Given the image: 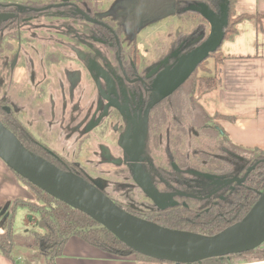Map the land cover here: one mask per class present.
<instances>
[{
    "label": "flooded vegetation",
    "instance_id": "af4514ba",
    "mask_svg": "<svg viewBox=\"0 0 264 264\" xmlns=\"http://www.w3.org/2000/svg\"><path fill=\"white\" fill-rule=\"evenodd\" d=\"M200 1L162 0L151 7L148 0H0V49L19 45L16 38L27 27L34 26L37 17H52L57 23L55 32L61 31L66 37L61 45L74 46L77 58L73 59L100 78L101 85L95 89L100 115L93 130L99 129L108 116L115 117L118 164L126 169L133 185L128 193L134 196L124 190L117 200L108 194L102 181L93 182L114 204L135 217L175 209L176 216L196 225V234L213 236L219 228L237 223L235 220L240 213L236 211H243V195L250 191L246 179L256 163L248 164L249 156L245 151L236 153V145L225 137L219 123H210L209 127L221 128L225 136H204L187 120L184 105L170 104L173 97L181 96L180 88L201 63L171 95L150 106L154 101L152 83L156 75L173 67L183 55L199 46L207 38L209 28L204 35L198 22L201 27H196L194 36L190 33L191 37H182L179 30L172 38L167 34L165 39H169V43L160 46L154 41L145 46L140 39L143 31L170 18L181 21L187 13L192 14L195 21L206 22L193 11ZM14 65H10V72ZM63 95L61 91L60 96ZM0 109L17 120L54 160L62 161L68 171L93 183L83 171L66 165L61 153L42 144L7 106L0 105ZM61 143L71 146L68 141ZM57 149L62 150V146ZM103 155L109 156L108 152ZM134 172H141L157 195L144 192L134 182ZM138 193L144 200L135 206Z\"/></svg>",
    "mask_w": 264,
    "mask_h": 264
},
{
    "label": "rangeland",
    "instance_id": "374dc122",
    "mask_svg": "<svg viewBox=\"0 0 264 264\" xmlns=\"http://www.w3.org/2000/svg\"><path fill=\"white\" fill-rule=\"evenodd\" d=\"M41 17V19L37 17L33 22L34 26L27 27V30L22 31L16 38L19 45L12 44L13 47L9 49L6 47L0 49V105L7 106L24 126H28L31 131L34 130L42 144L61 153L66 165L83 171L92 182L102 181L108 194L120 200V191L126 190L128 193L129 189L132 190L130 188L132 182L126 169L118 164L120 153L117 147L115 117L108 116L100 123L99 129L93 130V125L100 115V102L95 90L99 87L97 85H101L100 78L73 59L77 58L74 46L68 44L67 48L61 45L66 37L62 36L61 31L55 32L54 26L57 23L52 17ZM193 18L192 14L187 13L181 21H177L176 18L167 19V22L143 31L140 39L145 46L151 44V41L156 42L158 46L166 45L169 43V39H165L167 34L172 38L175 32L180 30L182 37L190 36V33L194 36V30L201 25L202 32L204 35L207 34L208 24L198 18V21H195ZM198 22L201 23L200 26ZM214 62L212 57H208L205 68L209 72L197 73L204 77H217ZM10 65H14L11 72ZM61 91L64 93L63 96H60ZM196 96L193 95V99L196 100ZM206 96L199 97L200 99L196 101L211 108L212 98ZM63 114L67 119L65 134L60 127L63 125L61 120ZM207 114L209 117L213 116L208 112ZM218 121L220 120L217 119L216 122ZM56 123L60 125L62 132L56 128ZM62 141L71 143L70 148L67 144L61 143ZM61 146L62 150H58L57 147ZM107 152L108 158L103 155ZM29 194L32 198L26 202H35V194L32 192ZM131 195L134 196L132 193ZM136 196L138 199H135L133 204L139 206L144 199L139 193ZM37 223L36 213L18 205L13 222L15 245L23 247L22 242L32 238L30 235L32 231L39 233ZM129 258L136 260L134 255ZM137 262L150 264L145 261ZM241 264H264V261L248 257V261Z\"/></svg>",
    "mask_w": 264,
    "mask_h": 264
},
{
    "label": "water",
    "instance_id": "95a60500",
    "mask_svg": "<svg viewBox=\"0 0 264 264\" xmlns=\"http://www.w3.org/2000/svg\"><path fill=\"white\" fill-rule=\"evenodd\" d=\"M161 1L148 0L151 7L157 6ZM193 11L208 23V36L199 46L183 55L173 67L166 68L156 75L152 83L154 101L150 106L178 89L200 63L216 52L224 40V28L228 24V8L225 4L220 5L217 12L204 4L193 7ZM104 115L105 113L102 117ZM0 160L10 171L32 186L89 216L100 228L111 233L133 252L154 260L174 264H201L208 259L247 253L264 243V191L259 194L257 202L243 220L218 234L205 236L165 228L127 213L102 193L97 183H90L75 173L61 171L29 152L1 122ZM43 166L50 168L52 173L46 172ZM133 180L144 192L157 195L141 172H134ZM87 201L96 208L94 211ZM252 216L257 217L255 225L241 232L232 233L228 239L221 237L225 231L237 227ZM177 245H184L185 253L154 252L157 247Z\"/></svg>",
    "mask_w": 264,
    "mask_h": 264
},
{
    "label": "trees",
    "instance_id": "16d2710c",
    "mask_svg": "<svg viewBox=\"0 0 264 264\" xmlns=\"http://www.w3.org/2000/svg\"><path fill=\"white\" fill-rule=\"evenodd\" d=\"M199 4H204L210 9H213L215 12L218 11L219 6L222 4L227 6L228 24L224 28L223 41H232L234 39L236 36L235 27L238 23L243 20H252L256 18L255 16L249 15H235V0H201ZM209 57L214 59L215 67L218 69V66L221 65L223 60L221 48L219 47L216 52L209 55ZM205 62L206 60L199 65L197 71L194 72L182 85L179 90L181 91V96L173 97V102L170 104L174 106L184 105L185 111L187 113V120L192 122V126L200 130L204 136L221 138L225 136L224 133L221 134L220 132L222 129H212L209 127V124L213 123L217 125V119L227 120L229 117H225L220 114H214L212 117H209L202 105L196 101L201 97L213 92L217 88L218 84V76L204 77L197 73L198 71L209 72V70L205 68ZM193 95H197L196 100L193 99ZM0 122L17 137V139L29 152L42 158L61 171L71 172L66 169L62 162L54 160L51 155L43 151L38 146V144L22 129L18 121L14 120L10 114L4 112L2 109H0ZM235 151L236 153L245 151L249 156L248 164L253 165L256 163L254 171L246 179V182L249 184L250 191L249 194L243 195L241 205L245 203L243 206L244 209L241 212L240 209L236 211L237 214L240 213L237 216L238 218L235 220V222L238 223L243 220L252 206L257 202L260 192L262 193L264 191V173L260 174V170L264 169V162H257L260 159L264 160V151L257 149H243L239 146H235ZM14 175L21 186H23L29 193L32 192L35 194L36 201H15L13 206L10 208V215L5 223L3 231H0V253L6 258H11V252L15 245L13 239L14 215L16 207L21 205L26 207L30 212L36 213L38 215L37 224L40 230L39 233L32 231L30 233L32 238L30 237V240L25 239L22 242V246L34 249L39 256L45 259L46 264H54V260L61 256L62 250L67 240L73 236L79 238L87 245L94 247L112 257L128 258L129 256L134 255L136 257V261H145L150 264H173L171 262L154 260L133 252L128 247L119 242L111 233L100 228L89 216L52 198L43 191L32 186L30 183L15 173ZM175 212L176 210L174 209L168 211V213L167 211H159L155 212L154 214L147 213L145 215H138L136 217L165 228L197 233L196 225L186 223V221H184L182 218L176 216ZM168 214H170V216H168ZM226 226L227 225L219 228L216 233H220L224 230V228H228L230 225L227 227ZM249 256L255 258L256 260L264 261V243L261 244L257 249L243 253L240 256L230 255L223 258L208 259L202 261L201 264H241L246 263Z\"/></svg>",
    "mask_w": 264,
    "mask_h": 264
},
{
    "label": "crops",
    "instance_id": "0c3cea01",
    "mask_svg": "<svg viewBox=\"0 0 264 264\" xmlns=\"http://www.w3.org/2000/svg\"><path fill=\"white\" fill-rule=\"evenodd\" d=\"M234 12L237 16L256 18L238 23L234 39L222 42L220 48L223 60L216 69L217 88L206 96L212 98L211 108L201 104L211 115L229 117L218 123L236 146L264 151V0H235ZM61 120L63 125L59 126L65 134V114ZM59 126L58 130L62 132ZM26 128L36 137L34 130L31 131L28 126ZM30 198L29 192L0 160V231H3L13 203ZM0 264H46V261L34 249L14 245L11 258L0 253ZM54 264L138 262L129 257H112L73 236L67 240L61 256L54 260Z\"/></svg>",
    "mask_w": 264,
    "mask_h": 264
},
{
    "label": "bare ground",
    "instance_id": "6f19581e",
    "mask_svg": "<svg viewBox=\"0 0 264 264\" xmlns=\"http://www.w3.org/2000/svg\"><path fill=\"white\" fill-rule=\"evenodd\" d=\"M44 170H46V172H51L52 170L50 168H48L47 166H43ZM52 173V172H51ZM88 205L91 208V210H95L96 208L89 202ZM257 222V217L256 216H252L250 218H247L246 221L244 223H241L240 225H238L237 227L233 228V229H229L227 231H225L221 237L228 239L229 236L232 233H237V232H241L249 227H252L253 225H255ZM185 246L184 245H177V246H169V247H157L154 249V252L156 254H183L185 253Z\"/></svg>",
    "mask_w": 264,
    "mask_h": 264
}]
</instances>
